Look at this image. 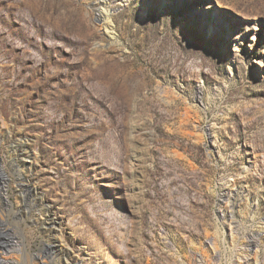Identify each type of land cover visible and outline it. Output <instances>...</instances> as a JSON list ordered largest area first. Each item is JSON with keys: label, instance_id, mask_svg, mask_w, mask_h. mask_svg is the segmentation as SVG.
Instances as JSON below:
<instances>
[{"label": "rangeland", "instance_id": "obj_1", "mask_svg": "<svg viewBox=\"0 0 264 264\" xmlns=\"http://www.w3.org/2000/svg\"><path fill=\"white\" fill-rule=\"evenodd\" d=\"M0 264H264V0H0Z\"/></svg>", "mask_w": 264, "mask_h": 264}, {"label": "bare ground", "instance_id": "obj_2", "mask_svg": "<svg viewBox=\"0 0 264 264\" xmlns=\"http://www.w3.org/2000/svg\"><path fill=\"white\" fill-rule=\"evenodd\" d=\"M104 10V9H103ZM99 11V10H98ZM104 16H105V12H102V11H100L99 13H98V17L99 18H104ZM107 17V16H106ZM7 246V245H6ZM2 247V246H1Z\"/></svg>", "mask_w": 264, "mask_h": 264}]
</instances>
